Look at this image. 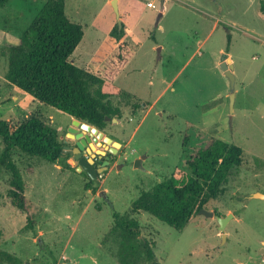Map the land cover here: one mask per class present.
<instances>
[{
	"label": "rangeland",
	"instance_id": "1",
	"mask_svg": "<svg viewBox=\"0 0 264 264\" xmlns=\"http://www.w3.org/2000/svg\"><path fill=\"white\" fill-rule=\"evenodd\" d=\"M47 1L0 5V119L16 125L37 116L56 129L60 141L72 119L5 80L8 46L19 42ZM127 1L120 0L119 19L137 48L116 79L122 95L109 99L120 111L116 122L108 120L99 130L121 145L116 161L96 183L76 170L71 156L51 163L13 151L33 228L11 204L10 174L0 165V264H122L129 242L113 228L115 213L138 223L160 264H264V200L246 198L264 194L261 1L138 0L136 11ZM110 2L65 0L69 20L84 27L70 61L95 74L117 50L109 38L117 24ZM226 59L234 67L231 113L229 80L221 69ZM214 139L242 149L241 166L229 175L225 192L205 206L220 217L232 214L226 237L216 219L201 214L177 231L132 210L142 192L176 168L185 170L189 155ZM2 150L0 138V156Z\"/></svg>",
	"mask_w": 264,
	"mask_h": 264
},
{
	"label": "trees",
	"instance_id": "2",
	"mask_svg": "<svg viewBox=\"0 0 264 264\" xmlns=\"http://www.w3.org/2000/svg\"><path fill=\"white\" fill-rule=\"evenodd\" d=\"M264 14V0H260ZM7 0H0V5ZM84 27L69 20L65 0H48L38 11L16 45L8 46L5 80L38 102L102 130L120 111L112 107L111 97L121 96L115 84L120 72L135 54V46L126 39L121 23L109 34L117 44L113 57L103 63L101 73L79 68L70 61L81 42ZM230 43V37H227ZM3 150L0 165L10 174L8 198L20 212H28L25 184L12 159L13 151L55 162L61 155V143L56 129L41 118L32 116L16 125L0 119ZM242 163V149L214 139L189 155L186 169L176 168L169 178L144 191L133 202L134 212H144L177 231H182L205 206L225 192L231 172ZM220 216V214L215 213ZM29 229L32 218L27 214ZM114 230H118L128 245L130 255L121 257L122 264H135L137 257L145 264H160L151 245L141 238L138 223L115 213ZM125 245V246H126Z\"/></svg>",
	"mask_w": 264,
	"mask_h": 264
},
{
	"label": "water",
	"instance_id": "3",
	"mask_svg": "<svg viewBox=\"0 0 264 264\" xmlns=\"http://www.w3.org/2000/svg\"><path fill=\"white\" fill-rule=\"evenodd\" d=\"M110 5L116 15L117 18V25L120 28L121 27V20L119 19V13H118V7H117V0H112L110 2ZM233 64L231 63L230 59H226L225 61H223L221 63V69L224 72L225 77L229 80V111L230 113L232 112L233 109V104H234V99H235V94H234V76H233ZM108 118H105V121H108ZM112 122H116L115 119L111 120ZM68 132L70 133L69 137H74L76 139L82 138V140L78 141L76 143V149H74V154H75V159H79L78 164L79 166L77 167V171L81 172V170L83 169V171L88 175V177L92 180L95 181L96 183H98V177L99 175L107 170V166H108V161L105 160L104 162H102L101 164V169H96L92 163L93 160L91 158H88L87 160L85 159V157H80V152L84 149V146L88 143L89 147H91L92 149H94V147L92 146V142H91V138L95 136V138L93 139V141H97V140H103L104 143H106L109 148V152L114 155L117 153V150L120 148V144L118 142L112 141L110 138L108 137H103L102 132H100L98 129L92 127L89 124H86L84 122H80L78 120L73 119L71 122V126L68 127ZM74 134V135H72ZM96 144L100 143L97 141ZM104 147H106L105 145H103ZM97 154L99 155H104V151H99L96 150ZM90 153V151H89ZM141 159H138L135 161V165H140ZM247 199H259V200H264V194L262 193H253L250 194L246 197ZM198 214H201L205 217H209V218H214L217 220L218 222V229L219 231L222 233V237L224 238V229L228 223V221L232 218V214H228L227 217H220L218 215H216L214 212H208L205 209H202L198 212Z\"/></svg>",
	"mask_w": 264,
	"mask_h": 264
},
{
	"label": "flooded vegetation",
	"instance_id": "4",
	"mask_svg": "<svg viewBox=\"0 0 264 264\" xmlns=\"http://www.w3.org/2000/svg\"><path fill=\"white\" fill-rule=\"evenodd\" d=\"M71 126V123L69 125L66 126L65 128V131H64V134L62 136V138L60 139V143H61V155L60 157H68V156H71L73 158V161L77 163V167L79 166L78 164V161L79 159H75V154H74V149H76V143L80 140H82V138H79V139H76L74 137H69L70 133L68 132V127ZM74 135V134H72ZM104 137V136H103ZM95 138L92 137L91 138V142L96 145V142L97 141H100V146L99 148L104 151V155H99L97 154V152L95 151V149H93V154L91 153V149L89 147V144L87 143L85 146H84V149L80 152V157H85V159L87 160L88 158H91L93 160V163L92 165L96 168V169H101V164L102 162H104L105 160L108 161V166H107V169L110 167L109 165L110 164H113L115 163L116 161V155H112L110 152H109V148L110 146H108L106 143H104V141L101 139V140H97L96 142L93 141V139ZM109 138V137H108ZM112 140V139H111ZM113 141V140H112ZM103 145H105L106 147H104ZM96 150H99V149H96ZM90 151V153H89ZM90 156V157H89ZM142 160V159H141ZM76 167V168H77ZM81 172H83L85 174V176L87 177V179L92 182V180L88 177V175L83 171V169L81 170ZM101 175V174H100ZM99 175V177H100ZM98 177V178H99ZM94 190L92 189V192Z\"/></svg>",
	"mask_w": 264,
	"mask_h": 264
},
{
	"label": "crops",
	"instance_id": "5",
	"mask_svg": "<svg viewBox=\"0 0 264 264\" xmlns=\"http://www.w3.org/2000/svg\"><path fill=\"white\" fill-rule=\"evenodd\" d=\"M112 1V0H111ZM119 1V2H118ZM149 2V1H148ZM117 7H118V13H119V4H120V0H117ZM127 3H128V9H132V10H134V11H136V9H135V6H138L139 4H141L138 0H128L127 1ZM119 18H120V16H119ZM125 32H126V39L128 40V41H130L134 46H135V48H137V45L134 43V41H135V37L133 38L132 37V40H131V38L129 37V35H128V33H127V31H126V29H125ZM133 34V33H132ZM135 52H136V50H135ZM28 96V95H27ZM70 118V117H69ZM72 119V118H71ZM73 120V119H72ZM225 237H226V235H225Z\"/></svg>",
	"mask_w": 264,
	"mask_h": 264
},
{
	"label": "built area",
	"instance_id": "6",
	"mask_svg": "<svg viewBox=\"0 0 264 264\" xmlns=\"http://www.w3.org/2000/svg\"><path fill=\"white\" fill-rule=\"evenodd\" d=\"M148 8H154V3L153 2H148L146 3Z\"/></svg>",
	"mask_w": 264,
	"mask_h": 264
}]
</instances>
